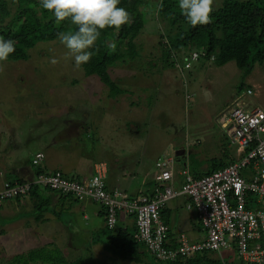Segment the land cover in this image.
<instances>
[{
    "label": "rangeland",
    "instance_id": "obj_1",
    "mask_svg": "<svg viewBox=\"0 0 264 264\" xmlns=\"http://www.w3.org/2000/svg\"><path fill=\"white\" fill-rule=\"evenodd\" d=\"M218 5L220 1L215 0L214 8ZM152 8L148 9L146 28L134 41L139 56L128 57L127 63L110 70L112 79L121 82L124 96H116L115 87L110 89L96 75L86 76L84 66L77 68L73 60H66L67 50L59 40L40 42L26 59L0 63V127L6 128V121L10 125L5 129L8 133L13 129L26 137L30 127L57 139L59 133H66L77 122L83 127L78 137L66 140L78 148L80 139V153L85 157L73 159L69 166H89L91 158H126L123 163L137 172L135 184L144 179V170L149 181H153L155 162L165 153L173 155L176 162V152L186 150L185 158L176 163L179 167L186 163L191 174L198 173L207 164V158L222 157L216 153L222 152L223 147L227 149L230 143L219 122L231 101L240 99L250 109L264 107V65L256 67L246 78L235 62L223 67L200 65L183 75L165 67L161 42L166 41H161V36L167 33L168 25ZM52 59L57 63H51ZM242 82L250 87L239 93L237 88ZM133 123L140 125L139 134L129 131ZM60 145L64 147L66 143ZM230 146L231 152L242 153L239 146ZM64 160L66 164L70 162ZM10 226L8 236L0 237V264H74L80 253L84 255L83 232L73 236V249L68 246L69 233L61 227L62 232L53 231L56 240L37 236L28 242L30 250H25L23 233L17 236L21 227ZM173 227L177 228L175 224ZM10 240H14L12 244L20 252L6 250L2 243ZM113 244L106 252H86L80 263L136 264L118 263L120 248ZM215 255L209 257H221ZM218 261L215 263L222 264Z\"/></svg>",
    "mask_w": 264,
    "mask_h": 264
},
{
    "label": "built area",
    "instance_id": "obj_2",
    "mask_svg": "<svg viewBox=\"0 0 264 264\" xmlns=\"http://www.w3.org/2000/svg\"><path fill=\"white\" fill-rule=\"evenodd\" d=\"M201 54L192 52L180 62V70L190 69ZM249 95L252 91L247 92ZM223 130L232 144L239 146L243 156L210 175L194 178L188 170L181 171L183 184L175 188V159L165 154L155 164V181L159 187L152 196L128 198L119 190H109L106 169L95 168L88 181L65 178L62 173L38 174L26 182H5L0 186V205L29 195L38 185L79 202L91 201L106 209L107 227L114 230L119 214L135 218L134 239L145 245L159 262H174L204 251L221 252L236 248L239 257L249 264H264V111L250 109L235 102L225 114ZM38 153L33 164L44 160ZM244 172L251 173L246 179ZM186 196L192 201L188 209L198 214L205 238L193 242L186 234L178 238L179 246L169 247L168 227L161 214L175 198ZM257 205V206H255Z\"/></svg>",
    "mask_w": 264,
    "mask_h": 264
},
{
    "label": "trees",
    "instance_id": "obj_3",
    "mask_svg": "<svg viewBox=\"0 0 264 264\" xmlns=\"http://www.w3.org/2000/svg\"><path fill=\"white\" fill-rule=\"evenodd\" d=\"M219 1L220 5L212 12L211 23L192 27L180 12L178 0H120V6L129 12L131 22L122 26L119 31L114 28L101 31L96 46L91 49L93 55L90 61L82 65L86 70V76L96 75L110 89L115 87L116 96L123 94L124 90L119 84L121 82L112 79L110 70L112 67L127 63L128 57L134 59L139 56L134 41L146 28L148 9H153V6L157 9L160 20L168 25L167 33L161 36V41H166V43L161 42L163 54L161 61L165 67L177 69L176 62L171 60L174 54L180 59L190 52L204 51L206 56L201 59L202 62L209 61L212 57H214L213 64L218 67L235 62L246 78L256 67L264 65V0ZM74 28L75 26L70 25L68 21L58 24L54 15L42 8L40 0H0V36L15 41L16 50L9 59H26L29 51L38 43L59 40L57 35L59 32ZM110 43L116 45L114 52L108 47ZM248 87L250 86L247 83L242 82L237 90L241 93ZM226 139L229 140L227 137ZM225 157L227 164L219 163L220 161L212 162L215 164L214 168L207 175L224 169L233 161L227 154ZM36 187L41 186L36 185L32 191ZM162 214V220L168 227V240H172L173 236L170 235L168 226L170 221L163 211ZM105 216H107L106 212ZM134 234L118 231L116 235L114 234L118 242L109 240L108 243V245L118 244L119 257L130 263L144 264L148 261L146 264H218L215 262H219V258L212 259L205 252L203 255L198 254L194 257L162 263L150 254L145 245L134 239ZM226 264L249 263L234 259L227 260Z\"/></svg>",
    "mask_w": 264,
    "mask_h": 264
},
{
    "label": "crops",
    "instance_id": "obj_4",
    "mask_svg": "<svg viewBox=\"0 0 264 264\" xmlns=\"http://www.w3.org/2000/svg\"><path fill=\"white\" fill-rule=\"evenodd\" d=\"M200 65L215 67L213 62L210 63L205 60L202 62V60H200V62L195 64L190 71H192L194 67ZM119 96L124 95L121 94ZM232 102L233 101H231V103ZM262 108L264 109V107ZM225 116L226 115H223V118L219 122L222 129L223 124L225 123ZM4 125H6V128L0 127V186L5 182L15 183L33 180L40 172H60L64 177L69 179L73 178L81 181H88L94 174L95 168L102 165L106 169V184L108 189L119 190L128 198H136L141 195L152 196L157 187H159L155 181V171L153 181H149L148 172L147 170H144L146 174L144 179L138 180V182L136 181L138 184H135L137 172L135 169H128L127 164L123 163L124 161L126 163V158L111 159L110 161L104 159L95 160L91 158L92 163L89 166L75 165L70 167L69 163H71L73 159H77L79 156L85 157L84 153H80V149L83 147L80 139L78 142V148L75 147V143L72 147L71 143L66 140V138L74 139L75 136L79 135V131L83 127H81L80 124H77V122H74L66 129L67 134L65 132H62V135L59 133L57 139H52L46 132L41 130H39L40 133L34 132V128L30 127L26 137H24L22 133L15 132L13 129L8 133L5 129L9 128L10 125L7 126L6 121L4 122ZM131 130L130 127L129 131ZM63 142L66 143L64 147L60 145ZM229 143L230 145H234L231 141ZM230 145H228L227 149L223 147L222 152L218 151L216 153L221 154L222 157L214 156L207 158V164H205L198 173L191 174L186 163L180 167L176 165L177 172L174 187L180 188L184 182L183 177L181 176V171L188 170L194 178H199L207 176V174L213 170L215 164L212 162L216 161L218 163L220 161L219 163L227 164L225 154L233 159L232 162L230 161L231 163H229V165L239 160L244 154L243 150L242 153L231 152ZM38 153H43L45 157L40 165L35 166L33 160ZM176 153H178L176 159L179 163L187 154L184 149L178 150ZM65 158L70 160V162L66 164L64 160ZM250 174L251 173L249 172L243 173L247 180L251 179ZM136 188H138V190ZM190 203H192V201L189 197H178L172 199L166 206L165 210H163V213L166 214L170 221L168 226L170 228V235L173 236L172 240H169V247H176L178 238L182 234H186L193 242H200L205 238L197 213L193 208L188 209ZM12 224L15 225V228L21 227L20 231L17 232V236L23 233L24 240L22 241L25 243L27 242L25 250H30L28 242H32L34 237L45 236L55 239L53 231L57 230V232H62L61 227L63 231L66 230L69 233L67 237L69 238L68 246L73 249L75 246L74 242H76L73 236H80V233L83 232L84 238L81 240V244H83V246L85 244L83 248L84 255H81L80 253V256L77 258L78 260L73 262L74 264L79 263L88 251L106 252L107 249L110 248L108 245L109 240L118 242L115 239V235L118 231L119 233L134 234L136 230L135 218L120 214L118 230L115 232L110 231L106 225L105 209L102 206L91 201L78 202L73 197L61 196L56 192L41 187H36L27 197L6 201L0 205V237H2L1 235L8 236V227H11L10 225ZM174 224L177 228L173 227ZM6 227L7 229L3 230ZM111 237L113 239H111ZM12 243H14V240L2 244L8 251L15 250L14 252H20L19 250L21 249L13 246ZM172 244H176V246H172ZM89 245H91L90 248ZM205 252L211 257L216 256L212 251H204L193 254L191 257L198 254H204ZM225 254L227 255L224 257L227 259L229 258V261L237 258L236 253H234L232 249L223 252V255ZM104 256L106 258H111V256L107 254H104ZM231 256L233 259L230 258ZM116 259L118 263L119 261L124 263L129 262L122 260L120 257ZM67 261L70 262L69 259H67Z\"/></svg>",
    "mask_w": 264,
    "mask_h": 264
},
{
    "label": "clouds",
    "instance_id": "obj_5",
    "mask_svg": "<svg viewBox=\"0 0 264 264\" xmlns=\"http://www.w3.org/2000/svg\"><path fill=\"white\" fill-rule=\"evenodd\" d=\"M178 2L180 12L192 27H196L198 25H208L211 23V15L214 11L215 0H178ZM40 4L43 9L54 15L58 24L68 21L70 22V25L75 26L74 30L59 32L57 35L60 43L63 44L67 50L64 54V58L66 60H73L77 68H80L83 64L90 61L93 55L91 49L96 46V42L98 41L102 30L114 28L116 31H119L122 26L131 22L130 14L125 8L120 6V0H40ZM108 47L113 52L116 50L115 43H110ZM15 50L14 40H6L3 36H0V63L8 61L9 57L15 52ZM193 52H199L201 54L199 61L195 64L199 63L200 60L206 56V52L204 51ZM190 53L183 55V58L179 59L180 62L183 63L184 57L188 56ZM171 60L175 62L173 56ZM208 62L214 63V57H212ZM51 63L55 64L57 63V60L52 59ZM195 64H193L190 69L180 70L177 68L176 70L181 72L180 74L183 75L185 72H189ZM235 102L247 104V102H241L240 99L235 98L233 102L230 103L228 109L235 105ZM260 109L264 111V109ZM139 127L140 125L138 123H133L131 126V132L135 135L139 134ZM176 156L174 157L176 158ZM176 165L177 163L175 164V170ZM117 229L118 223L114 230H109L116 231ZM231 249L234 253H236V259L242 260L236 252V248L233 247ZM231 249L223 250L221 252H212L214 254H220L221 257L219 259L222 261L221 263L226 264L227 259L224 257L223 252L230 251Z\"/></svg>",
    "mask_w": 264,
    "mask_h": 264
},
{
    "label": "water",
    "instance_id": "obj_6",
    "mask_svg": "<svg viewBox=\"0 0 264 264\" xmlns=\"http://www.w3.org/2000/svg\"><path fill=\"white\" fill-rule=\"evenodd\" d=\"M176 155H178V153Z\"/></svg>",
    "mask_w": 264,
    "mask_h": 264
}]
</instances>
